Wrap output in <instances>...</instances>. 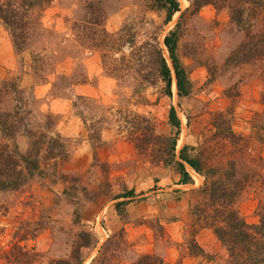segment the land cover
<instances>
[{"label":"rangeland","instance_id":"1","mask_svg":"<svg viewBox=\"0 0 264 264\" xmlns=\"http://www.w3.org/2000/svg\"><path fill=\"white\" fill-rule=\"evenodd\" d=\"M99 1L32 9L20 46L0 19V81L14 86L4 107L37 134H58L67 152L43 160L21 188L0 191V264H75L73 252L81 264H130L144 254L156 264H226L225 247L191 213L204 178L187 167L192 182L179 185L175 162L184 146L213 165L232 161L248 178L235 208L247 223L258 221L264 64L226 63L243 37L228 8L178 0L166 21L153 0ZM172 30L191 84L185 96L174 78L167 96L158 71L159 52L171 66L163 38ZM171 105L180 120L172 153ZM15 143L24 152L28 138L19 133ZM82 232L91 244L78 249ZM12 251L19 257L8 261Z\"/></svg>","mask_w":264,"mask_h":264},{"label":"trees","instance_id":"2","mask_svg":"<svg viewBox=\"0 0 264 264\" xmlns=\"http://www.w3.org/2000/svg\"><path fill=\"white\" fill-rule=\"evenodd\" d=\"M157 6L166 11V21L179 11L178 0H153ZM52 0H1L0 19L9 29L16 46L28 38L29 12L34 8H45ZM102 0L96 4L100 5ZM193 4L199 8L211 4L217 8H228L229 17L238 26L243 37L239 44L226 57L229 65L262 61L264 64V0H194ZM256 27V28H255ZM177 32L170 31L163 38V44L168 52L166 58L159 52L158 71L164 83V92L171 96V84L174 78L178 96H185L190 92V80L176 53ZM14 86L0 81V191H14L29 182L40 169L43 160L64 159L67 152L58 134L49 137L38 130L29 128L16 110L8 111L4 107V100ZM264 103V93L261 95ZM168 123L175 128L173 137L167 138V148L174 152L177 135L180 130V120L174 106L169 107ZM224 124L223 130L228 138H234L230 124ZM24 133L28 138V147L22 152L15 143L16 136ZM257 140L264 144V138L257 134ZM176 171L180 176V183L192 182L188 168L204 178L201 188L203 200L200 204L191 206V213L197 218L205 220L203 224L210 228L217 240L228 252L226 264H264V207L258 211V221L247 223L235 208V203L247 185L248 178L232 161L227 165H213L202 153L188 155L185 146L177 155ZM162 159V158H161ZM208 163V164H207ZM127 193L125 197H129ZM202 204V205H201ZM80 222V220H77ZM83 242L78 249L91 244L90 234L81 233ZM80 237V238H81ZM8 261H15L19 255L12 251L8 253ZM75 264H81L79 256L71 254ZM150 254H144L137 261L130 264H156ZM50 264H71L70 259H59ZM159 264H166L162 261Z\"/></svg>","mask_w":264,"mask_h":264},{"label":"crops","instance_id":"3","mask_svg":"<svg viewBox=\"0 0 264 264\" xmlns=\"http://www.w3.org/2000/svg\"><path fill=\"white\" fill-rule=\"evenodd\" d=\"M188 169H189V168H188ZM190 169H191V168H190ZM191 170H192V169H191ZM191 170H190V175H191ZM188 171H189V170H188ZM192 171H193V170H192ZM193 172H194V171H193ZM180 184H185V183H180V182H179V185H180Z\"/></svg>","mask_w":264,"mask_h":264},{"label":"built area","instance_id":"4","mask_svg":"<svg viewBox=\"0 0 264 264\" xmlns=\"http://www.w3.org/2000/svg\"><path fill=\"white\" fill-rule=\"evenodd\" d=\"M103 233H104V230H103Z\"/></svg>","mask_w":264,"mask_h":264}]
</instances>
